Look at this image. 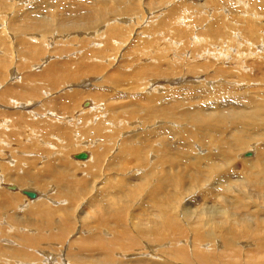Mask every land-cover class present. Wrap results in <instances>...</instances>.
<instances>
[{
  "label": "bare ground",
  "instance_id": "6f19581e",
  "mask_svg": "<svg viewBox=\"0 0 264 264\" xmlns=\"http://www.w3.org/2000/svg\"><path fill=\"white\" fill-rule=\"evenodd\" d=\"M239 3L245 5L243 0H239ZM248 10L253 11L251 8H248ZM243 14L244 13H242V15ZM128 17L134 19L133 14ZM88 18H90V16ZM129 18L128 21H130ZM158 19L161 20V18ZM109 20L111 19L109 18ZM112 20V22H117L119 20L121 21L120 24L123 25V21L119 17L117 18V16L112 18ZM43 21V23H40L42 27H48L52 24L47 19ZM90 21L91 20H87V18H84L79 23L75 20H71L67 23L61 22L59 27L64 29V32L65 30L71 29L77 30L78 27L76 26H80V28L86 30L89 28ZM152 21L154 22L155 19ZM106 22L105 24L108 23ZM154 24L151 26H154ZM215 24V26H217V23ZM254 26L256 29L254 31L251 30V34L255 37L254 41L256 42H249L245 36L246 34L244 37L247 40L243 39V41H246L249 46L253 44L252 46L254 49H248L251 52L237 56L242 63H244L242 58L245 57H253L255 59L258 58L259 55L264 56V41L258 37L260 34V26H256V24H254ZM231 31H233V29ZM232 33L234 34V32ZM237 34L238 32L235 33L236 36H238ZM33 36H35V34ZM36 38L38 39V37H35V39ZM113 40L116 39L113 38ZM197 41L200 40L197 39ZM46 42L49 43V41ZM243 44L244 43H242V45ZM219 49L220 47L215 50L220 51ZM207 53L209 55L211 54L210 51H207ZM224 55L228 57L226 60L229 62L231 57L228 54ZM213 57H216L215 54H213ZM237 57L236 53H234L233 58L235 61L231 64L236 63ZM85 58H87L86 60L89 62L91 57L88 56V52L85 54ZM114 59L112 61H114ZM259 59L264 62V57ZM151 60L152 63L149 67L152 71L162 68L161 63L163 62V59H155L154 57V59ZM82 62L87 63L85 60ZM256 62L257 61L255 60V63ZM57 64V62L52 63V65H49L50 67H48L43 73L38 72L37 74H33L27 72L26 74L28 75L17 78L18 81L21 80L20 84L19 82H9V80L11 81L18 77V71L14 68L12 69L11 66L7 64L6 73L9 72V74L7 73L3 80L0 81V154L4 156V158L0 157V264L238 263L237 259L240 251L238 250V246L240 242L239 240L242 237L238 231V227L240 225L239 221L244 218L232 216L234 214L232 210L227 212L226 220H223L221 215L228 210L230 204L235 206L232 202L237 204L238 209L241 208V203L243 202L242 199L244 197L241 199V195L235 194L237 191L236 188L233 187L231 190L227 189V191H225L227 192V196H224V194L222 195L219 189L214 185H209L208 188L212 189L216 194L215 197L222 195L221 198L225 203L223 207L215 209L212 207L213 204L207 205L202 203L204 205L198 207V210L197 206L201 203L197 205V202L193 199L194 197L190 196V198L185 201L186 203L182 204L180 208L178 213L180 215H177V217L179 216V219L174 215L175 207L172 204V196L174 193L172 188L175 182L171 176L172 172H170V166H168L169 168H166V164L164 165L165 162L167 163L169 159L172 160L173 158L171 157V154H168L172 148L170 140L166 137V139H161L159 143L157 142L160 131L168 133V129L170 128L168 124H172V120L168 117V110L170 109L171 102L169 100L170 98L166 100L164 96L161 95V92H158L160 90L164 91V88L156 87V83H154V79H152L151 75H141L140 71L146 67V64H142L139 69H137V67V70L135 71L134 69L132 72V75L138 81L144 80L146 86L150 87H146L149 92L146 91V93L140 97L144 100L148 99V101L145 100V104H140V109L139 105H137L134 110L133 108L128 111L127 109L122 110L123 107L131 106L135 102L127 103L126 105H118L116 103L112 106L109 105L110 103L107 101L109 98H106L104 103L103 98L105 95H98V93L92 94V99L90 100L89 98V102L86 101L84 103L88 105L83 107L81 106V103L83 102H81V100H83L82 98L91 95H84L74 89H67L63 93L61 92L55 95L53 93V95L49 96L45 102H41L38 106H35L36 103L34 104V101L42 98L43 95H49L55 89H59L62 85H70L71 81H69L68 78L76 79L74 75L78 73V69L71 68L72 71H69L70 67H68L64 70H60L59 67H61L62 64L65 66V63H61L60 66H57ZM124 64L125 63H121V65ZM23 67L28 68L30 66L24 65ZM250 67L252 68V66ZM193 69L196 70L197 67L194 66ZM231 69H234V67ZM239 69L243 70V67H239ZM117 71L123 74L122 69H117L115 72ZM130 72L128 74H130ZM194 75L187 79H181L178 82L187 84L192 82L196 83V79L199 78ZM34 76L41 77L40 79L44 80L45 83L43 81V83L36 82L37 77ZM104 76L107 77V75ZM32 77L33 80L29 81V78ZM46 79H48L49 82H47ZM90 80V78L87 80L82 78V82L85 84ZM220 83V85H224V83ZM77 84L78 83L75 85ZM79 84L82 85L81 83ZM85 84L83 85L85 86ZM187 87L188 86H186V88ZM214 87L211 86L210 88ZM253 88L256 89V87H252L247 92L249 95L251 94L250 92H253V90L251 91ZM197 89L195 88L194 90ZM205 90L207 91V89ZM210 90L212 91V89ZM200 91L203 90L200 89ZM218 91L223 92L227 96V98L224 96V103L220 105H225L226 107L223 106V108H220V110L217 111L218 113L213 111V113H205L207 107L198 106V108L191 110L183 108L184 112L181 114L185 117L179 115V118L183 121L187 120L200 132H204L206 129L213 127L214 124L216 125L220 120H226L227 125L233 128L235 132L237 131L236 134L241 131L243 132V127L247 122L255 127L257 124H253L252 122H255L254 120L260 118L264 124V107H262L264 106V94L257 92L258 95H248V97L244 90H234L233 88L230 89V87L227 88L226 86H218ZM193 95L195 96L197 93ZM200 100L201 99L199 98V101L197 102H200ZM202 101L203 100H201V102ZM195 102L196 101L194 100V105H196ZM174 103L179 104V102L175 100ZM173 110L174 109L170 110V115L176 114ZM139 112L147 114L149 121H153L152 123L150 122V124L155 122V125L150 129H146L145 131L136 134L133 130H136L135 128L138 127V122L133 120V117ZM124 113L125 115L123 116ZM162 116L165 117V121L161 122L162 120L160 118L159 120L156 119L157 117ZM211 121H213L214 124L211 123ZM129 124H133V128L128 127L127 125ZM263 129L264 128H262V131ZM126 130L132 131L133 133L123 136L122 133ZM191 131L192 129L190 128L185 132L184 135L186 138L187 135H189V137L191 136ZM198 131L197 133H200ZM208 132L211 131L209 130ZM208 132H205V134H208ZM171 133L173 132L171 131ZM197 133L193 132L192 135L195 139H199L203 143L205 135H198ZM49 135H51L53 139L50 138ZM236 137L238 138L234 137L231 141L239 142V144H245L246 146L244 137L238 135H236ZM82 138H84L85 141L87 140L86 142L81 140V142L84 143L82 146L90 147L92 150L90 152L82 151L76 154H71L73 149H76V146L80 143L79 139ZM52 140L55 142H52ZM162 140L166 141L162 143ZM138 142H142V144H140L142 146H138ZM153 143L156 145L153 149L156 156L153 155L152 150L149 148ZM193 144H195L194 141ZM220 145L222 144L220 143ZM230 145L234 144L230 143L229 146ZM13 146L14 150H12ZM213 146L215 147L214 144ZM4 147H6V149L8 148V150H4ZM146 148H149L151 152H146ZM260 149L262 152H258L257 150L258 154L256 153V155L262 160V164H264V149L263 147ZM229 150L231 151V149ZM141 151L142 154L140 153ZM160 151L166 152L168 155H165ZM247 152H244V157L251 156V153L250 155H245ZM80 153L86 154V157L79 158L77 155ZM70 154L73 160L68 158ZM5 159L10 160L8 161ZM144 161L146 165L142 166ZM133 162V166L137 167L134 170L133 175L139 174L137 172L140 168L144 170V172L146 171L141 177H133L131 173H127L128 170L131 169L129 164ZM191 164L194 165V163ZM111 168L112 170L107 174L105 169L108 170ZM194 169L197 171V168ZM131 170L133 171V169ZM152 174L154 176H152ZM178 174H180V172ZM116 175H119L120 177L117 178ZM149 177L152 178L150 179L151 181H149ZM196 177L199 180L198 176H195L194 180ZM98 178L102 179L99 182H95ZM135 179L140 180L137 181V183L144 180L147 184L150 182L151 185L146 191H144L145 188L138 191V196L133 195L129 200L125 199V190H127L129 186L133 187L132 180L135 181ZM228 179V175L219 173L213 183H217V186L218 184H222L220 182L228 181ZM185 181L186 180L182 181V183ZM133 183L135 184L136 182ZM196 185L197 187H200L198 184ZM30 188H34L38 193ZM188 190L186 188L183 190L185 195L189 194ZM26 191L34 193V197L26 195ZM90 191L94 192V196L91 199H83L80 202L79 199L81 197H87ZM134 198L139 200H136L135 205ZM263 200L262 202H264ZM129 201L133 204H129ZM247 202L248 201H246V203ZM227 204L229 205L226 206ZM194 205H196V207ZM99 213L101 214L99 215ZM257 218L260 219V217ZM247 219L244 220L246 223V229L244 231L247 230L249 232L250 223ZM258 219L255 222H257ZM245 223H243V225ZM248 223L249 225H247ZM257 223L259 224V222ZM244 235L246 236V233ZM139 248L144 250L142 251L141 256L136 255L137 257L131 258V255H135V250ZM128 250L132 252L130 257L128 254L125 255ZM258 253H260V251H258ZM258 256L256 255L254 257L255 259L251 258V260H244L241 264H254L252 260H256Z\"/></svg>",
  "mask_w": 264,
  "mask_h": 264
},
{
  "label": "rangeland",
  "instance_id": "374dc122",
  "mask_svg": "<svg viewBox=\"0 0 264 264\" xmlns=\"http://www.w3.org/2000/svg\"><path fill=\"white\" fill-rule=\"evenodd\" d=\"M243 1L246 6L239 3V0H0V81L3 80L7 73L9 74V72L6 73V66L8 65L11 66L12 69L14 68L16 71H18V77H16L14 80H9V82H19L20 84L21 80L18 81L17 78L28 75L26 74L27 72H31L33 74H37L38 72L43 73L48 69V67H50L49 65H52L54 62L58 63L57 66H60L61 63H65V66L62 64L59 69L64 70L68 67H70L69 71H72L71 68L78 69V73L74 75L76 79L68 78V80L71 81L70 85H62L60 88L58 87L59 89H55L49 95H43L42 98L34 101V104L36 103L35 106H38L41 102H45L49 96L53 95V93L55 95L57 93H63L67 89H74L83 93L84 95H91L82 98L83 100H81V102H83L81 103L82 105H80L83 107L88 105L84 103L86 101L89 102V98L90 100L92 99V94L98 93V95H105L103 98L104 103L106 98H109L107 101L110 103L109 105L112 106L116 103L118 105H126L127 103L135 102L131 106L122 108V110L127 109L128 111L132 110V108L134 110L137 105H139L140 109V104H145L146 101H148V99H145V101L143 98H140L146 93V91L149 92V90L146 89L147 86L145 81H138L132 75L134 69L136 71L140 68V66H142V64H146V67L140 71L141 75H151L152 79H154V83H156V87L164 88V91L160 90L158 92H161V95L164 96L166 100L170 98L169 100L171 102V106L169 107L170 109L168 110V117L170 120H172V124H168V126H170L168 133H163L165 131H160L157 142L159 143L161 139L166 137L170 140V145L172 148L168 154H171V157L173 158L172 160L167 159L168 162H165L164 165L166 164V168H169L168 166H170V172H172L171 176L175 182L172 188V191L175 194V196L174 194L172 196V204L175 207L174 215L177 219H179V216L177 217V215H180L178 214L180 208L182 204L186 203L185 201H187L190 196L194 197L193 199H195L197 205L201 203V206L199 205L197 208L202 207L204 204H213V208L219 209L225 205L223 199L221 198L223 194L224 196H227V192L225 191H227V189L231 190L233 187L236 188L237 191L235 194L241 195V199L244 197L242 199L243 202L241 203V208L238 209L237 204L232 202V204H235V206L227 204L226 206L229 205L228 210L221 214L223 220H226L228 214L227 212L232 210L234 212L232 216L244 218L239 221L240 225L238 227V231L242 237L239 240L240 242L238 250L240 251L237 259L238 263L236 264H241L244 260H251V258L255 259L254 257L256 255L258 256L259 254V258L257 257L256 260L252 261L254 264H264V202H262L264 199V164H262V160L256 155L257 150L258 152H262L260 148L263 147L264 149V129L262 131V128H264L263 122L260 120V118L254 120L255 122L252 123L257 124L255 127L247 122L243 127V132L241 131L243 134L241 132L236 134L237 131L235 132L233 128L227 125L226 120H220L216 125L213 121H211L214 126L206 129L204 132H200L195 129L187 120L183 121L179 118V115L183 116L181 114L184 112L183 108L191 110L201 106L205 108L207 107V110L204 109L205 113H218L217 111H219L220 108H223V106L226 107L225 105L220 106L224 103L223 100L225 97L227 98V96L223 92L218 91V86H226L227 88L230 87V89L233 88L234 90H244L246 93L250 88L256 87V89H251V91L253 90V92H250L251 96L257 94V92L264 94V62L263 60L259 59L264 56L259 55V57L255 59L253 57L242 58V61L245 64L239 60V57H237L239 55H243L244 53L251 52L248 49H254L252 46L253 44L249 46L246 41H243V39L245 40L247 38L251 43L256 42L254 41L255 37H253L251 34V30L254 31L256 29L254 24H256V26H260L259 29L261 31L259 30L260 34L258 37L264 41V0ZM248 8L253 9V11H249ZM242 13H244V16ZM132 14L134 19H130L128 17L132 16ZM113 15L117 16V18L119 17L123 21V25L120 24L121 21L119 20L117 22H112V18L115 17ZM87 16H90L92 19L88 18ZM157 16L158 18H161V20L158 19ZM84 18L91 20V23L89 22V28L86 30H83L80 28V26H76L78 27L77 30L71 29L72 31L65 30L64 32V29L59 27L61 22L67 23L68 21L75 20L79 23ZM109 18L111 20H109ZM128 18L130 21H132H128ZM46 19L52 24L48 27H42L40 23H43V20ZM139 19L142 20L140 21ZM154 19L155 21L153 22L152 20ZM105 22L107 24H105ZM215 23H217V26H215ZM153 24L154 26H151ZM232 29L233 31H231ZM232 32H234V34ZM236 32H238V36L235 35ZM34 34L35 36H33ZM35 37H38V39H35ZM113 38L116 40H113ZM197 39L200 41H197ZM46 41H49V43ZM241 42L244 44L242 45ZM218 47H220V51L215 50ZM207 51H210L211 54L209 55ZM87 52L88 56L91 57L89 62L86 60L87 58H85V54H87ZM234 53H236L237 57L236 63L231 64L235 61L233 58ZM213 54H215L216 57H213ZM224 54H228L231 57L229 62L226 60L228 57H226ZM154 57L155 59H163V62L161 63L162 68L152 71L149 65L152 63L151 59H154ZM113 59L114 61H112ZM83 60H85L87 63H83ZM255 60L258 63H255ZM121 63L125 64L121 65ZM24 65H29L30 67H23ZM194 66L197 67L196 70L193 69ZM250 66H252V68ZM233 67L234 69H231ZM239 67H243V70H240ZM117 69H122L123 74H121L119 71L115 72ZM129 72L130 74H128ZM194 74L199 78L196 79V83L192 82L187 84L178 82L181 79H187ZM104 75H107V77ZM34 77H37L36 82H44V80L40 79L41 77ZM82 78L84 80L90 78L91 80L85 84L82 82ZM30 80H33V77L29 78V81ZM46 81L49 82L48 79H46ZM220 82L224 83V85H220ZM76 83L78 84L75 85ZM83 84H85V86ZM186 86L188 87L186 88ZM211 86L215 87L210 88ZM189 87H191L193 90ZM147 88L150 87L148 86ZM195 88H198V91L194 90ZM200 89L203 91H200ZM205 89H207V91ZM210 89H212V91ZM196 93L197 95L194 96L193 94ZM248 95L249 94L247 93V96ZM199 98L203 101L201 102L200 100V102H197L199 101ZM193 99L196 101V105H194ZM174 100L178 101L179 104H175ZM171 109H174L173 111L176 114L170 115ZM124 115L125 113L123 116ZM159 118L162 120L161 122L165 121L164 116L157 117L156 119L159 120ZM133 120L138 122V127L135 128L136 130H133V132L136 134L143 132L146 129H150L155 125V122L150 124V122L152 123L153 121H149V117H147V114L144 112H139L136 114L133 117ZM133 124H129L131 126H127L132 127ZM190 128L192 129L190 134L191 136L189 137V135H187L186 138L184 134ZM209 130L211 132H208ZM171 131L173 133H171ZM197 131L200 133H197ZM133 132L126 130L122 133V135H130ZM193 132H196L198 135H205V138L202 137L204 142L202 143L201 140L195 139V137L192 135ZM205 132H208L209 135L207 133L206 135ZM236 135L245 138L246 146L245 144L241 145L239 142L231 141L234 137L238 138ZM49 136L52 138L51 135ZM189 138L192 139L190 140ZM81 140H83V142L87 141H85L84 138L79 139L81 144L79 143L77 145L78 147L76 146V149L74 148L71 154H76L82 151L90 152L92 150L90 147H83L84 145L82 146V144L84 143H82ZM164 141L166 140H162V143ZM193 141L195 144H193ZM52 142L55 141L52 140ZM229 142L234 145L229 146ZM220 143L222 145H220ZM138 144V146H142L140 145L142 142H138ZM155 146L156 145L153 143L151 147H149L152 150L153 155H155V152H153ZM149 148H146V152L148 153L151 152ZM201 148L204 149L202 150ZM229 149H231V151ZM4 150H8V148L6 149V147H4ZM12 150H14V146ZM247 151L251 153L250 157L243 156L244 152ZM140 153L142 154V151ZM163 153L168 155L166 152ZM71 154L68 158L73 160L71 158ZM207 156H209L211 160ZM0 157L4 158L3 155ZM5 160L9 161L10 159ZM206 160L207 162L209 160L210 161L207 163ZM191 163H194V165ZM133 164L134 162L129 164V167L131 166L133 171L129 169L127 172L129 174L131 173V175H133L134 170L137 168L136 166H133ZM144 165H146L145 161L142 166ZM194 168H197V171H195L196 169ZM111 170L112 168L108 170L105 169L107 174ZM145 172L140 168V170L137 172L139 174L133 175V177H141ZM179 172L180 174H178ZM219 173L228 175L229 179L228 181L220 182L222 184H218L216 186L217 183L213 182ZM116 176L117 178L120 177L119 175ZM152 176L154 175L152 174ZM195 176H198L199 180L196 177L197 179L195 178V180L197 181H195ZM151 177H149V181H151ZM101 179L102 178H98V180L95 182H99ZM184 180L186 181L182 183ZM132 181L136 183L134 184ZM132 181L133 187L129 186L127 190H125V199L128 200L133 195L138 196V191L141 189L145 188L144 191H146V189H149V186L151 185L150 182L147 184L144 180L138 183L137 181L140 180L135 179V181ZM196 184H198L200 187H197ZM209 185H214L217 189H219L222 195H219V198L215 197L216 194L212 191V189L208 188ZM190 187L192 188V191ZM132 188H136L137 191L136 189L133 190ZM185 188L187 190L189 189V194L185 195L183 192ZM30 189L35 191L34 188ZM93 196L94 192L90 191L87 197H81L79 201L81 202L83 199H91ZM136 200L137 198H134V205ZM246 201L248 202L246 203ZM129 204L133 203L129 201ZM194 206L196 207V205ZM100 214L101 213H99V215ZM257 217H260V219ZM245 219H247V221L250 223V225L249 223L247 224L250 228L249 232L247 230L244 231L246 229V223L244 222ZM257 219L259 224L255 222ZM243 223L245 224L243 225ZM245 233L246 236L244 235ZM130 250H128L125 255L128 254L130 257V254H132ZM142 251H144L142 248L136 249V253L134 252L135 255H131V258L137 257L136 255L141 256ZM258 251H260V253H258Z\"/></svg>",
  "mask_w": 264,
  "mask_h": 264
},
{
  "label": "water",
  "instance_id": "95a60500",
  "mask_svg": "<svg viewBox=\"0 0 264 264\" xmlns=\"http://www.w3.org/2000/svg\"><path fill=\"white\" fill-rule=\"evenodd\" d=\"M245 155H250V152H247ZM79 158H85L86 154L84 153H80L79 155H77ZM26 195H28L29 197H34V193L30 192H25Z\"/></svg>",
  "mask_w": 264,
  "mask_h": 264
}]
</instances>
